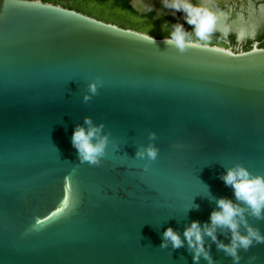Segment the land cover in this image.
Masks as SVG:
<instances>
[{"label":"water","instance_id":"obj_1","mask_svg":"<svg viewBox=\"0 0 264 264\" xmlns=\"http://www.w3.org/2000/svg\"><path fill=\"white\" fill-rule=\"evenodd\" d=\"M187 41L181 52L58 4L0 0V264H193L186 245L160 248L163 231L183 239L234 200L226 168L264 175V47ZM85 117L109 134L98 167L71 144ZM149 142L155 161L136 156ZM240 255L264 264V244Z\"/></svg>","mask_w":264,"mask_h":264},{"label":"clouds","instance_id":"obj_2","mask_svg":"<svg viewBox=\"0 0 264 264\" xmlns=\"http://www.w3.org/2000/svg\"><path fill=\"white\" fill-rule=\"evenodd\" d=\"M164 9H170L173 14L182 12L185 22L192 26L195 36L200 41H206L211 34L217 31L219 16L202 2L193 4L191 0H161ZM147 11H152L151 5L144 6ZM188 33L182 24L173 25V29L165 42L174 44L183 52L190 41L186 40ZM88 92L95 95L97 83L88 84ZM90 95H84L83 102L87 103ZM84 125H77L71 136V144L77 151L81 163L90 166H100L106 157V149L110 143L109 134H102L104 124L94 125L90 117L84 118ZM149 141L155 139L154 132L148 133ZM157 149L149 142L141 145L136 152L140 159L155 161ZM225 186L231 187L234 200L226 197L215 200L216 208L209 215V220L203 224L199 221H191L181 234L173 228H166L161 234L160 248L179 249L187 246L192 256L193 264H200L203 259L206 264H215L211 254L210 245H206L205 237L216 245L218 251H222L230 257L232 264H240L242 259L240 252L248 250L256 244H264V234L259 228L249 223L248 217L256 220H264V175L253 174L245 166L236 163L226 168L225 173L219 177ZM226 230L229 234L228 243L217 238V231ZM256 259L248 257V264Z\"/></svg>","mask_w":264,"mask_h":264},{"label":"flooded vegetation","instance_id":"obj_3","mask_svg":"<svg viewBox=\"0 0 264 264\" xmlns=\"http://www.w3.org/2000/svg\"><path fill=\"white\" fill-rule=\"evenodd\" d=\"M89 1H93L95 3H106L108 5L107 10H110V13H113L111 12L112 9L117 11L118 13L116 16L121 17L122 23H125L126 26L117 25L112 22L110 23L123 28H130L139 31L137 28H135L138 25L155 24L157 25V29H163L165 31L171 32L173 25L177 23L182 24L184 29H187L189 26L185 22L184 14L182 12H176L173 14L170 9H164L161 4V0ZM120 2H123L124 5L121 6L119 4ZM191 2L193 4H198L201 3L202 0H191ZM203 2L205 3L206 7H209L219 16L217 25L218 34L222 35L224 38L232 35L234 45L238 46L237 48L242 47L243 44L248 41L251 42V47L253 46V42H255V46L258 47L259 35L264 31V0H203ZM145 5H151L152 11H147L144 7ZM79 12L81 11L79 10ZM185 31L188 34H193L188 30ZM252 34V38L254 39L253 41L250 40V36ZM243 38L244 41L238 44L237 40Z\"/></svg>","mask_w":264,"mask_h":264},{"label":"rangeland","instance_id":"obj_4","mask_svg":"<svg viewBox=\"0 0 264 264\" xmlns=\"http://www.w3.org/2000/svg\"><path fill=\"white\" fill-rule=\"evenodd\" d=\"M67 3L69 7H72L76 10H80L81 12L88 14L92 17H95L97 19H100L102 21L112 22L117 25L126 26L125 23H122L121 17L116 16V14L118 13L117 11L112 9L111 12L113 13H110L109 12L110 10L109 11L107 10L108 5L106 3H95L89 0H68ZM135 28H137L139 31L145 34H149L155 37H167L171 33L163 29H157V25L155 24H148V25L141 24ZM253 34L250 36L251 41L254 40L252 38ZM186 40H196L199 42H204V41H200L199 38L195 36V34H188V36H186ZM237 41H238V44H240L244 41V38L238 39ZM252 44L255 45V42H253ZM219 46L226 47L225 45H219ZM237 47L238 46H234V48H237ZM226 48L230 49V47H226Z\"/></svg>","mask_w":264,"mask_h":264},{"label":"trees","instance_id":"obj_5","mask_svg":"<svg viewBox=\"0 0 264 264\" xmlns=\"http://www.w3.org/2000/svg\"><path fill=\"white\" fill-rule=\"evenodd\" d=\"M41 1L50 2V3H54V4H58L60 6L66 7V8L74 9V8L68 6V3H67L68 0H41ZM119 4L121 6L124 5L123 2H120ZM74 10H76V9H74ZM76 11H79V10H76ZM185 30H188V31L192 32L193 34H195L192 26H190V25ZM192 41H196V40H192ZM204 42H207L209 44H214V45H225L226 47H230V49L232 51L247 50L251 47V42L248 41L245 44H243L242 47L234 48L235 45H234V41L232 39V35H229L227 38H224L222 35L218 34L217 31L213 32L211 34V36L208 38V40H206ZM258 47H264V31H263V33H261L259 35Z\"/></svg>","mask_w":264,"mask_h":264}]
</instances>
